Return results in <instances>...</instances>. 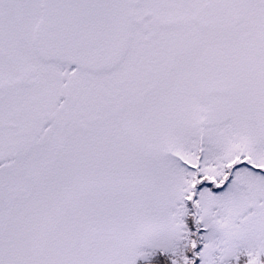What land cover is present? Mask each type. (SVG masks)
Here are the masks:
<instances>
[{
  "label": "snow or ice",
  "instance_id": "obj_1",
  "mask_svg": "<svg viewBox=\"0 0 264 264\" xmlns=\"http://www.w3.org/2000/svg\"><path fill=\"white\" fill-rule=\"evenodd\" d=\"M0 264H264V0H0Z\"/></svg>",
  "mask_w": 264,
  "mask_h": 264
}]
</instances>
